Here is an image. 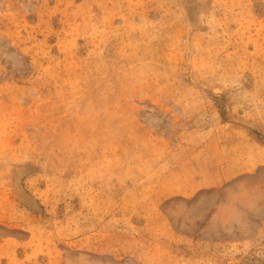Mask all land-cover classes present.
Masks as SVG:
<instances>
[{
	"label": "rangeland",
	"instance_id": "rangeland-1",
	"mask_svg": "<svg viewBox=\"0 0 264 264\" xmlns=\"http://www.w3.org/2000/svg\"><path fill=\"white\" fill-rule=\"evenodd\" d=\"M0 264H264V0H0Z\"/></svg>",
	"mask_w": 264,
	"mask_h": 264
},
{
	"label": "bare ground",
	"instance_id": "bare-ground-1",
	"mask_svg": "<svg viewBox=\"0 0 264 264\" xmlns=\"http://www.w3.org/2000/svg\"><path fill=\"white\" fill-rule=\"evenodd\" d=\"M22 196V195H21ZM25 198V197H24ZM28 202V201H27Z\"/></svg>",
	"mask_w": 264,
	"mask_h": 264
}]
</instances>
